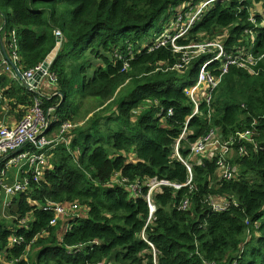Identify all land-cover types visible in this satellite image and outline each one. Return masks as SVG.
Returning <instances> with one entry per match:
<instances>
[{"label":"trees","instance_id":"16d2710c","mask_svg":"<svg viewBox=\"0 0 264 264\" xmlns=\"http://www.w3.org/2000/svg\"><path fill=\"white\" fill-rule=\"evenodd\" d=\"M200 1L0 0L9 58L24 75L54 57L50 81L65 97L38 94L12 75L0 81V96L25 114L41 100L48 136L58 130L60 138L50 150L23 149L50 152L51 167L40 180L27 173L28 188L8 207L0 186V218L8 213L0 264H264V16L252 12L264 0H216L178 38L181 46L221 40L236 55L254 45L263 56L257 74L235 65L214 90L201 85L194 113L186 91L213 54L177 70L182 53L170 40L158 44L180 31L169 20ZM221 64L210 67L216 76ZM90 98L97 107L83 114ZM65 123L73 127L61 135ZM211 130L231 142L230 179L219 154L192 152ZM247 130L250 140L240 139ZM153 180L171 184L153 190L151 213ZM50 202L66 207L56 224Z\"/></svg>","mask_w":264,"mask_h":264},{"label":"built area","instance_id":"2783aa9c","mask_svg":"<svg viewBox=\"0 0 264 264\" xmlns=\"http://www.w3.org/2000/svg\"><path fill=\"white\" fill-rule=\"evenodd\" d=\"M215 1L216 0L203 1L198 11L192 17H190L187 27L180 30L181 33H179V31V34L177 33L173 36H169L166 40H163L158 44V46L166 45L170 40L173 51L176 53H182L180 61L172 67L173 69L177 70H183L193 61L195 57L201 54H213L201 66L197 84L186 91V93L191 97L195 104L194 113H198L199 111L200 104L199 100L197 99V93L199 92L201 85H203L204 83L210 84L212 86V90H214L220 84L222 77L228 73L230 67L235 65L246 68L252 73L257 74L258 70L256 69V67L258 66L260 60L263 58V56L258 57L255 55L253 51L254 45L252 49L250 48L248 50H245L244 52H240L239 55H236L229 53L223 42L207 41L201 44H191L188 46H181L177 43L178 38L187 31V28L196 20H198L203 11L211 6ZM56 34L58 37H62L60 31H57ZM48 59L46 61H48L50 65L54 60V57H50ZM219 62L222 63L218 68L221 74L220 76H216L212 72V70H210V67ZM4 64H6L9 69H11L6 57L4 58ZM41 66L42 65L36 67L35 69L27 71L24 74V77L27 80L32 79L35 73L41 68ZM48 73L49 72L47 71L46 75ZM14 77H18L15 72ZM32 88L34 90H37V88L34 86ZM50 127L51 120L45 115L43 109L41 108V103L37 101L33 108H31L22 117L18 124H16L15 126H0V186L4 190L5 195L8 196L6 200L4 199V206H7L9 199L28 188L29 180L26 177L27 173L32 174L35 180H40L43 177L47 164L46 151L37 153L32 149H27L23 150L22 152L16 153V155H14V153L21 147H23L24 149L28 146H34L37 149H43L55 146L60 141V138H49L47 132L50 130ZM71 127H73L71 123L63 124L60 134L62 135ZM251 134H253V132L251 130H247L245 132L239 133L238 136L240 139L250 140L249 137L251 136ZM185 135L186 131L182 134L181 138ZM216 145L222 147V150L219 153L217 164L222 170L223 177L226 179H230L233 176V166L227 160V155L229 154L231 149V142L221 141V139L217 136L215 130H211L208 134H206L195 144H193L192 152L194 155H199L205 153ZM13 165H27L25 171L26 178L23 182L20 180H16L13 183H7L8 168H11V166ZM190 181L191 180H189V182ZM153 182L154 184L150 186V192L147 196L151 213H154L156 211V206L152 202V192L155 189L154 185L158 187L160 184H171L168 181L159 182L157 180H153ZM175 186L178 188L181 187L180 184H176ZM133 188L136 190L137 186H134ZM213 205L215 210H221L222 208H224L225 203L221 200L218 202H213ZM182 207H187V201L183 202ZM48 208H52L55 212V217L52 219L51 224H56L59 218L67 215L66 207L63 204H55L54 202H50Z\"/></svg>","mask_w":264,"mask_h":264},{"label":"crops","instance_id":"0c3cea01","mask_svg":"<svg viewBox=\"0 0 264 264\" xmlns=\"http://www.w3.org/2000/svg\"><path fill=\"white\" fill-rule=\"evenodd\" d=\"M0 49H1L0 50V81L3 79V77H7L8 78V75H12L13 76V80L17 79V78L14 77V73L12 72V70L9 69L6 64H4L5 56L3 54L1 45H0ZM48 60H50V59H48ZM48 75H49V77H48ZM50 80L54 81L55 77L51 73L50 74L48 73L42 79V81L40 82V84H39V86L37 88V93L38 94H41V92H42V95H47V94L50 95L52 93H53L52 96L59 95L58 94V89L56 90V86ZM12 104L14 106L13 105L10 106V104L8 103V100L5 97L0 96V122L4 121V123L7 124L8 126H15L16 124H18L19 121L22 119L21 114L25 110L24 106L21 105V104H18V105H15L14 103H12ZM51 127H52V125H51ZM51 127H50V129H51ZM57 131L58 130L52 131L54 133H52L51 135L52 136L56 135L55 132H57ZM47 134H48V132H47ZM52 136H49V138L50 139H57L58 138V137H52ZM52 147H54V146H52ZM50 148H48V150H50ZM46 153H47V164H48V160H49V163H50V166H51V160H50L51 159V155H50V152H46ZM208 153H211V152L209 151ZM48 154L50 155V158H48ZM26 168H27V166H22V165H13V166H11V168H8V173L10 172L11 174H8L7 183H13L16 180H20V181L23 182L25 180V178H26L25 177ZM3 198L5 200L8 198V196L5 195V192L3 194Z\"/></svg>","mask_w":264,"mask_h":264},{"label":"rangeland","instance_id":"374dc122","mask_svg":"<svg viewBox=\"0 0 264 264\" xmlns=\"http://www.w3.org/2000/svg\"><path fill=\"white\" fill-rule=\"evenodd\" d=\"M202 2L203 1H200L199 3H197L196 4V6L194 7V9L190 12V13H186V14H184V15H182V14H178L177 15V19H170L169 20V24L173 27V28H176V27H178V28H180V30H182L183 28H185L186 26H187V22H188V16H190V17H192L197 11H198V9L200 8V6H201V4H202ZM180 11V10H179ZM252 12H253V15H256V13H260V14H262L263 16H264V5H263V3H256L255 4V6H254V8H252ZM165 13H167V12H165ZM255 13V14H254ZM164 20V17H161L158 21H157V24L159 23V25L160 24H162V21ZM174 21V22H173ZM0 22H1V19H0ZM174 23V24H173ZM1 31V30H0ZM210 41H213V42H216V41H218V42H222L221 40H210ZM1 50V49H0ZM13 73H14V71H12ZM37 102H39V103H42L41 102V100H36ZM97 101L94 99V98H90V100H85L84 101V103L82 104V113L83 114H86V113H88V112H90V111H92L93 109H95L96 107H97ZM42 108V107H41ZM25 112L26 111H24L22 114H21V116L23 115V114H25ZM81 118H79V119H77L76 120V122L77 121H79ZM0 125H5V126H8L7 124H5L4 123V121H1L0 122ZM220 149L221 148H219V147H217V148H211L210 150H208L205 154H207V155H209V154H211L212 153V155H216V154H219L220 153ZM213 150V151H212ZM211 152V153H208V152ZM200 157H203L204 156V154H202V155H199ZM48 158H50V155L48 156ZM51 160V159H50ZM191 163V162H190ZM192 164V163H191ZM193 165V164H192ZM27 166V165H26ZM51 166H50V163H49V160H48V164H46V167H45V171L44 172H46L49 168H50ZM191 167V166H190ZM7 174H11L10 172L9 173H7ZM154 184V182L153 181H151V182H149V185L150 186H152ZM157 186L156 185H154V188H156ZM10 202L8 201V204H7V207L10 205L9 204ZM6 207V206H5ZM2 213L4 214V215H2L1 216V218L2 217H6L7 218V216H8V213H7V211H5V208L2 210ZM1 218H0V220H1Z\"/></svg>","mask_w":264,"mask_h":264},{"label":"water","instance_id":"95a60500","mask_svg":"<svg viewBox=\"0 0 264 264\" xmlns=\"http://www.w3.org/2000/svg\"><path fill=\"white\" fill-rule=\"evenodd\" d=\"M1 33V31H0ZM58 42H61L60 37L57 38ZM0 44H1V48L2 51L4 53V56L7 58V60L9 61V63L13 66L14 70L16 71V73L18 74V77L22 80V82L30 89L32 90L33 86L38 88L40 82L42 81V79L46 76V73L50 67L49 62L48 61H44L41 68L35 73L34 77L32 79L27 80L24 75L18 70V68L16 67L15 63L9 58V56L7 55L6 49H5V45L3 43V41L0 38ZM32 91H36V90H32ZM59 95L62 96V102L65 100V97L63 96L62 92H58ZM23 151V147L19 148L18 150L15 151V153H19ZM14 153V154H15Z\"/></svg>","mask_w":264,"mask_h":264},{"label":"clouds","instance_id":"9594fccd","mask_svg":"<svg viewBox=\"0 0 264 264\" xmlns=\"http://www.w3.org/2000/svg\"><path fill=\"white\" fill-rule=\"evenodd\" d=\"M14 72L16 73V71H14ZM17 75H18V74H17ZM21 81H22V80H21ZM36 92H37V90H36ZM15 154H16V153H15ZM15 154H14V155H15Z\"/></svg>","mask_w":264,"mask_h":264}]
</instances>
